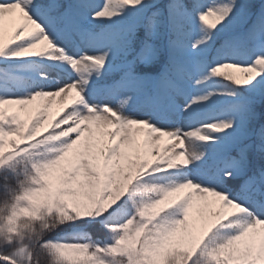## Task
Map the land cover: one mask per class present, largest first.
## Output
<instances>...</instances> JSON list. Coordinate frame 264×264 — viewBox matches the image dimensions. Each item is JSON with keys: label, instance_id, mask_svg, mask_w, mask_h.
<instances>
[{"label": "snow or ice", "instance_id": "6c2138e0", "mask_svg": "<svg viewBox=\"0 0 264 264\" xmlns=\"http://www.w3.org/2000/svg\"><path fill=\"white\" fill-rule=\"evenodd\" d=\"M0 264H264V0H0Z\"/></svg>", "mask_w": 264, "mask_h": 264}, {"label": "rangeland", "instance_id": "374dc122", "mask_svg": "<svg viewBox=\"0 0 264 264\" xmlns=\"http://www.w3.org/2000/svg\"><path fill=\"white\" fill-rule=\"evenodd\" d=\"M12 26H13V22L9 18H6L5 19V34L6 35L11 31ZM58 99L59 98H57V100L53 102V106H52L53 112H56L58 108L60 107L58 103Z\"/></svg>", "mask_w": 264, "mask_h": 264}]
</instances>
